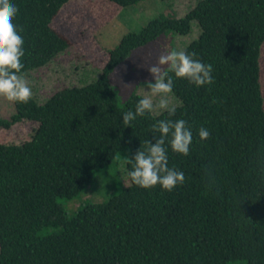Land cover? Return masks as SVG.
Here are the masks:
<instances>
[{
  "label": "trees",
  "instance_id": "obj_1",
  "mask_svg": "<svg viewBox=\"0 0 264 264\" xmlns=\"http://www.w3.org/2000/svg\"><path fill=\"white\" fill-rule=\"evenodd\" d=\"M107 1L129 8L142 0ZM11 2L24 40L20 75L68 49L51 23L69 0ZM193 21L200 33L184 51L212 66L214 82L197 88L174 77L175 114L147 112L125 126L123 114L142 97L131 94L119 106L111 73L158 36L187 35ZM263 43L264 0H198L180 18L169 11L122 36L94 81L62 88L42 104L32 97L13 103L0 129L38 125L28 140L0 144V264H264ZM162 119H183L192 132L187 156L167 153L184 183L142 189L131 183L126 161L118 190L68 215L59 199L79 195L122 149L131 159L145 141L154 144L153 125Z\"/></svg>",
  "mask_w": 264,
  "mask_h": 264
},
{
  "label": "rangeland",
  "instance_id": "obj_2",
  "mask_svg": "<svg viewBox=\"0 0 264 264\" xmlns=\"http://www.w3.org/2000/svg\"><path fill=\"white\" fill-rule=\"evenodd\" d=\"M198 0H142L129 8H121L107 0H69L54 17L51 27L64 37L69 47L46 66L24 72L32 90V99L44 103L54 92L67 87H80L94 81L107 61V51L115 48L122 36L139 30L150 20L167 16L171 11L176 18L184 16ZM200 33L196 22L191 23L185 36L164 33L147 45L132 50L110 75L111 85L121 106L131 94L144 98L148 89L146 83L154 82L148 67L154 64L162 53L171 50H184ZM260 84L264 99V43L260 51ZM169 106L176 108L180 100L171 93ZM155 102V101H154ZM162 111L155 109L153 116ZM14 113L13 103L0 97V119ZM36 122L14 125L0 129V144H19L29 139V133ZM124 148L114 157L112 164L94 172L91 184L79 195L70 200L59 199L68 215L76 212L85 202L105 201L124 182L122 164L127 158ZM120 171V175H119ZM111 185V186H110ZM110 189L108 191V188Z\"/></svg>",
  "mask_w": 264,
  "mask_h": 264
},
{
  "label": "clouds",
  "instance_id": "obj_3",
  "mask_svg": "<svg viewBox=\"0 0 264 264\" xmlns=\"http://www.w3.org/2000/svg\"><path fill=\"white\" fill-rule=\"evenodd\" d=\"M17 12L18 8L11 0H0V97L11 103H27L32 97V90L28 81L20 75L24 40L13 23ZM147 70L154 82L146 83L148 91L137 102L135 110L123 114L125 126L155 109L167 111L169 116L174 115L175 108L169 106L168 99L174 77L185 79L197 88L214 82L212 66L196 59L195 53L189 54L184 50L165 51ZM152 130L159 134L154 136L156 142L145 141L144 149L139 148L131 159L125 158L131 164L128 175L131 183L142 189L160 185L163 190L172 191L184 183L185 176L183 172L169 168L168 150L187 156L193 135L183 119L159 120ZM198 136L201 141L207 140L208 129L200 128Z\"/></svg>",
  "mask_w": 264,
  "mask_h": 264
},
{
  "label": "crops",
  "instance_id": "obj_4",
  "mask_svg": "<svg viewBox=\"0 0 264 264\" xmlns=\"http://www.w3.org/2000/svg\"><path fill=\"white\" fill-rule=\"evenodd\" d=\"M111 79V78H110ZM111 82V81H110Z\"/></svg>",
  "mask_w": 264,
  "mask_h": 264
}]
</instances>
